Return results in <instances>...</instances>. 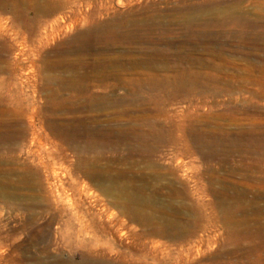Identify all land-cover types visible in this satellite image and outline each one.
<instances>
[{"label": "rangeland", "instance_id": "rangeland-1", "mask_svg": "<svg viewBox=\"0 0 264 264\" xmlns=\"http://www.w3.org/2000/svg\"><path fill=\"white\" fill-rule=\"evenodd\" d=\"M32 1L0 0L1 22L17 25L9 9L30 10ZM65 1L54 17H39L62 23L41 54L60 53L89 26L146 17L160 32L147 45L165 49L155 64L167 54L171 68L126 61L121 87L96 100L60 80L55 95L41 81L35 92L24 84L22 108L10 107L33 126L19 144L0 145V264H264V49L247 47L245 28L249 21L261 33L264 0ZM125 44L75 51L68 63L141 56ZM176 69L200 79L176 91ZM0 74L11 89L19 85ZM162 78L170 81L161 88ZM129 94L136 100L121 99Z\"/></svg>", "mask_w": 264, "mask_h": 264}, {"label": "bare ground", "instance_id": "bare-ground-1", "mask_svg": "<svg viewBox=\"0 0 264 264\" xmlns=\"http://www.w3.org/2000/svg\"><path fill=\"white\" fill-rule=\"evenodd\" d=\"M68 1V0H66ZM65 1V2H66ZM73 1V0H72ZM103 1V0H102ZM108 1V0H107ZM110 1V0H109ZM108 1V2H109ZM64 3V1H62ZM101 2V1H100ZM107 2V3H108ZM111 2V1H110ZM109 2V3H110ZM8 3V2H7ZM12 3V2H11ZM15 3V2H14ZM60 3V0H36L32 1L30 5V10L28 7L22 8L21 10H18L17 7H11L9 11L14 14V16L17 18V25L8 23L5 24L1 22L0 20V73H7L11 77H14L15 79L19 80V85L15 88L11 89L9 87L8 82L6 81L4 77H0V102H2L3 105H6L5 112L6 117L3 119H0V145H13L21 142L24 139V131L26 129V126L31 127L33 126V122L28 121L27 124L23 121L22 118H18L13 114V108L10 107L12 103L16 104V107H20L23 102H25L26 97L24 89V84H30L29 86L32 87V91H36L37 82L41 81L42 85L46 88H48L51 92V94L55 95L57 93V90L52 87V84L55 81H61L62 82V88L69 90L72 88H77V91L88 93L92 98L91 100H96L97 97H100L101 94L100 90H104L109 86L114 87H121L123 81L120 78V71L123 68L124 63H127L126 61H130L133 65L136 63H141L145 67L154 68L158 70H168L171 68L170 64L167 60V54H165V58L162 56V62L159 64H155V61L153 59V56L155 54H163L162 52L163 48H153L151 46H148L149 38L154 33H160L159 30L156 28H153V26L150 24V20L146 17L144 18H137L132 20H124V19H110L107 22H104L102 24H95L92 26H89L84 33H82L81 36H79L78 40H69L65 42L63 48L60 50V53L56 52L53 49H50L46 51L44 54H41L42 48L48 44V41L51 40V36L57 33L58 27H60V23L56 18H54L52 21L47 23H43L45 21H42L40 16H53L56 11L59 9L58 4ZM91 3V2H89ZM105 3V1H104ZM108 3V4H109ZM17 4V3H16ZM69 4V2H68ZM74 4V3H73ZM76 4V3H75ZM113 4V3H111ZM9 5V4H8ZM91 5V4H90ZM89 7H92V5ZM99 5V4H98ZM115 4L111 5L114 6ZM28 6V5H27ZM68 6V5H67ZM102 5H100L101 7ZM110 6V5H109ZM95 7V6H94ZM93 7V8H94ZM99 7V8H100ZM103 7V6H102ZM3 8H6V4H3ZM71 8V5L70 7ZM97 8V6H96ZM105 8V7H104ZM64 9V8H63ZM90 9V8H89ZM109 9V8H108ZM61 10V8H60ZM77 10V9H76ZM79 10V9H78ZM87 10V9H86ZM94 9H91L89 11H92ZM97 10V9H95ZM102 10V9H101ZM107 10V9H106ZM114 10V8H113ZM70 11V9H69ZM80 11V10H79ZM77 11V12H79ZM105 11V10H104ZM108 11V10H107ZM148 11V10H147ZM60 12V11H59ZM58 12V14H59ZM74 12V11H73ZM76 12V11H75ZM74 12V13H75ZM109 12V11H108ZM113 12V11H112ZM111 12V13H112ZM115 12V11H114ZM139 12V11H138ZM64 13V12H63ZM72 13V14H74ZM80 13V12H79ZM83 13V12H82ZM87 13V11H86ZM89 13V12H88ZM93 13V12H92ZM96 13V12H95ZM94 13V14H95ZM104 13V12H102ZM100 13V15L102 14ZM110 13V14H111ZM56 14V15H58ZM70 14V13H69ZM67 14V16L69 15ZM76 15L78 13H75ZM74 14V15H75ZM85 14V13H84ZM228 14V13H227ZM232 14V13H231ZM61 16V14H59ZM66 15V14H65ZM80 15V14H79ZM90 15V13H89ZM88 14L86 15V18H89ZM104 15V14H103ZM107 15V14H106ZM234 15V14H233ZM94 16V15H93ZM99 16V15H98ZM105 16V15H104ZM111 16V15H110ZM229 16V14H228ZM39 17L41 19H39ZM54 17V16H53ZM58 17V16H57ZM65 17V16H64ZM79 17V16H78ZM92 17V15H91ZM108 17V16H107ZM112 17V16H111ZM8 18V17H7ZM60 18V17H59ZM62 18V16H61ZM76 18V17H75ZM73 17V22L74 19ZM95 18V17H94ZM102 18V16H100ZM104 18V17H103ZM190 18V17H189ZM9 19V18H8ZM47 19V18H46ZM43 19V20H46ZM49 19V17H48ZM51 19V18H50ZM66 18H63V20ZM70 19H72L70 17ZM80 19V17H79ZM85 19V16H84ZM93 19V17H92ZM77 20V19H75ZM88 20V19H87ZM234 20V19H233ZM253 20V19H252ZM48 21V20H47ZM61 21V20H60ZM81 21V19H80ZM92 21V20H91ZM90 21V22H91ZM196 21V20H194ZM232 20H223V23H228ZM8 22V20H7ZM65 22V20H64ZM68 22V20H67ZM73 22H69L70 25H65L67 29L73 24ZM79 21L75 22L78 23ZM87 22V21H86ZM88 23V22H87ZM188 23V22H187ZM186 23V24H187ZM62 24V23H61ZM66 24V23H65ZM81 24V23H79ZM86 24V23H85ZM159 24V23H158ZM180 24V23H179ZM182 24V23H181ZM189 24V23H188ZM185 25L183 29L190 30L191 26ZM74 25V24H73ZM198 25V24H197ZM80 26V25H79ZM85 26V25H84ZM195 26V25H194ZM62 26L63 28H66ZM70 27V28H71ZM168 27V26H167ZM178 27V26H177ZM73 28V27H72ZM84 28V27H83ZM179 28V27H178ZM241 28V27H240ZM239 28V29H240ZM245 28L248 30L249 35L247 37V47L248 48H257L260 47L264 49V24L261 25V33L255 34V26L252 22H247L245 24ZM61 30V29H59ZM70 30V29H69ZM72 30V29H71ZM64 31H66L64 29ZM184 31V30H183ZM186 31V30H185ZM67 32V31H66ZM79 32V31H78ZM59 33V32H58ZM181 33V32H180ZM239 33V31H238ZM243 33V32H242ZM57 35V34H56ZM221 35V34H220ZM10 37V38H9ZM55 37V35H54ZM52 37V39H54ZM81 37V39H80ZM236 37V36H235ZM233 38V37H232ZM151 39V38H150ZM241 39V38H240ZM173 40V39H172ZM52 41V40H51ZM75 41H79V44H74ZM161 41V40H160ZM207 41V40H206ZM157 42V41H156ZM134 44L137 46H140L141 56L135 58L131 56H125L122 52L121 55H117L114 57H107L104 58L102 64L96 60L93 62L84 63L81 62L78 64L79 67L74 68L71 64H69L67 57L77 51L82 52H99V46L97 44H103L104 46L100 48L105 47H112L122 44ZM153 43V41H152ZM206 43H211L212 41H207ZM125 44V45H127ZM216 44V43H215ZM133 45V46H134ZM163 45V44H162ZM210 45V44H209ZM132 46V47H133ZM204 47V46H203ZM173 48V47H172ZM101 49V50H102ZM137 49V48H136ZM167 49V48H166ZM124 50V49H123ZM110 51V50H109ZM113 51V50H112ZM127 51V50H126ZM139 51V50H138ZM115 52V51H114ZM113 52V53H114ZM137 52V51H136ZM89 53V55H90ZM121 53V52H120ZM264 53V52H263ZM57 54L62 55L63 54V60L62 62H58L55 58ZM86 54V53H85ZM112 54V53H111ZM133 54V53H132ZM178 54V53H177ZM84 55V54H83ZM82 56V55H81ZM111 56V55H110ZM160 56V55H159ZM169 56V54H168ZM176 56V55H175ZM187 56V55H186ZM181 57V55H180ZM77 58V57H75ZM103 58V57H102ZM157 58V57H155ZM203 59V58H202ZM208 59V58H207ZM89 60V59H88ZM156 60V59H155ZM158 60V59H157ZM161 60V59H160ZM170 60V59H169ZM40 62L38 65L37 62ZM171 61V60H170ZM176 61V60H175ZM182 61V59H181ZM250 61V60H249ZM78 62V61H77ZM179 62V61H178ZM208 62V61H207ZM253 63V62H252ZM74 64V63H73ZM209 64V63H208ZM62 72L60 75L58 74H52L50 71H53L56 69V67H60ZM127 65V64H126ZM129 65V64H128ZM254 65V64H253ZM75 66V65H74ZM140 66V65H139ZM203 66V65H202ZM144 67V68H145ZM186 67V66H185ZM264 68V67H263ZM262 67L260 69H263ZM60 69V70H61ZM82 71H79V70ZM128 69V68H127ZM135 69V68H134ZM189 69V68H188ZM220 69V68H219ZM249 69V68H248ZM253 69V68H252ZM27 70V71H26ZM40 70H46L48 73L41 74ZM154 71V70H153ZM199 71V70H198ZM211 71V70H210ZM259 71V70H258ZM21 72H24V74H21ZM144 72V71H143ZM189 72V71H188ZM184 69H176V74L173 79L176 91L183 90L188 84H195L192 82H197L200 78L197 77L195 74H192L191 72L188 73ZM127 73V72H126ZM30 76L28 77V75ZM1 75V74H0ZM136 75V74H135ZM125 76V75H124ZM140 76V75H139ZM146 76V75H145ZM246 76V75H245ZM255 76V75H254ZM132 77V76H131ZM162 77V76H161ZM30 78V79H28ZM155 78V77H154ZM202 78V77H201ZM9 79V78H8ZM13 79V78H11ZM10 79V80H11ZM217 79V78H216ZM16 80V81H17ZM88 80H92L94 83L92 84V87L95 89H91L89 84L87 83ZM108 80V81H107ZM110 80L113 83L109 82ZM13 81V80H12ZM136 81V80H135ZM169 78H162L159 79V82L157 83L162 88V84L169 82ZM12 83V82H11ZM18 84V83H17ZM135 84V83H134ZM225 84V83H224ZM13 85V84H11ZM142 85V84H141ZM236 85V84H235ZM27 86V85H25ZM144 86V85H143ZM190 86V85H189ZM228 86V85H227ZM246 86V85H245ZM203 87V86H202ZM226 87V86H225ZM160 88V89H161ZM168 88V87H167ZM242 88V87H241ZM42 89V88H41ZM41 89L37 91V93L41 92ZM59 89V88H58ZM61 89V88H60ZM141 86H139L136 89L138 91H141ZM147 88H145L146 90ZM221 89V88H220ZM240 89V88H239ZM244 89V88H243ZM43 90V89H42ZM62 91V90H61ZM133 91V90H132ZM209 91V90H208ZM219 91V90H218ZM32 92V93H33ZM49 92V93H50ZM143 92V91H142ZM237 92V91H236ZM27 93V92H26ZM65 93H68L65 92ZM134 93V92H132ZM140 93V92H139ZM28 94V93H27ZM26 94V95H27ZM48 94V93H47ZM70 94V93H69ZM82 94V93H81ZM121 94V93H120ZM52 95V96H53ZM60 95V94H59ZM63 95V93H62ZM119 95V94H117ZM35 96V95H34ZM61 96V95H60ZM60 96H58L60 98ZM161 96V95H160ZM46 97V96H45ZM102 97V96H101ZM142 97V96H141ZM47 98V97H46ZM52 98V97H51ZM103 98V97H102ZM106 98V97H105ZM50 99V98H49ZM100 99V98H99ZM97 99V100H99ZM114 99V97H113ZM112 99V100H113ZM121 99H129V100H136V97L132 94L126 95L125 97ZM46 100V99H45ZM60 99L59 101H61ZM82 100V99H81ZM103 100V99H102ZM115 100V99H114ZM119 100V99H118ZM49 101V100H48ZM44 102V101H43ZM51 102V101H50ZM100 102V101H99ZM109 102V101H108ZM37 103V102H36ZM60 103V102H59ZM44 104V103H43ZM94 104V103H93ZM108 104V103H107ZM114 104V103H113ZM119 104V103H118ZM2 105V106H3ZM28 104H25L26 106ZM46 105V102H45ZM52 105V104H51ZM85 105V103H84ZM111 105V104H110ZM1 106V105H0ZM29 106V105H28ZM48 106V105H47ZM105 106V105H104ZM114 106V105H113ZM138 106V105H137ZM160 106V105H159ZM109 107V106H108ZM134 107V106H133ZM155 107V106H154ZM35 107H33L34 109ZM50 108V107H49ZM100 108V107H99ZM143 108V107H142ZM156 108V107H155ZM28 109V108H27ZM44 109V108H43ZM20 110V109H19ZM94 110V109H93ZM98 110V109H97ZM135 110V109H134ZM246 110V109H245ZM2 111V110H1ZM30 111V110H29ZM51 111V110H50ZM157 111H159L157 109ZM156 111V112H157ZM45 114V113H44ZM133 114V113H132ZM24 115V114H23ZM30 115V114H29ZM28 116V115H27ZM29 117V116H28ZM32 119V118H31ZM39 119V118H38ZM45 120V118H44ZM34 121V120H33ZM42 121V119H41ZM48 121V120H47ZM50 123V122H49ZM63 124V123H62ZM45 125V124H44ZM43 125V126H44ZM47 125V124H46ZM54 126V125H53ZM46 127V126H45ZM51 127V124H50ZM152 127V126H151ZM54 128V127H53ZM37 129V128H36ZM45 129V128H44ZM55 129V128H54ZM53 129V130H54ZM51 130V128L49 129ZM39 131V130H38ZM42 131V130H41ZM159 131V130H158ZM163 131V130H162ZM29 132V131H28ZM161 132V131H160ZM33 133L31 132L32 137L30 138V141L34 139ZM66 133V132H65ZM195 133V132H194ZM37 134V133H35ZM154 134V133H153ZM203 134V133H201ZM40 135V134H39ZM56 135V134H55ZM164 135V134H163ZM169 135V134H168ZM198 135V134H196ZM201 136V135H200ZM198 136V137H200ZM194 137V136H193ZM202 137V136H201ZM171 138V137H170ZM181 138V137H180ZM40 139V138H39ZM215 139V138H214ZM221 140V139H220ZM41 141V140H40ZM232 141V140H231ZM237 142V141H236ZM158 143V142H157ZM193 143V142H192ZM19 144V143H18ZM28 144V143H27ZM100 144V143H99ZM199 144V143H198ZM211 145V144H209ZM11 147V148H12ZM113 148V147H112ZM44 149V148H43ZM122 149V148H121ZM36 150V149H35ZM34 150V151H35ZM89 150V149H88ZM112 150V149H111ZM221 153V152H220ZM145 154V153H144ZM137 157V156H136ZM93 160V159H92ZM40 162V161H39ZM124 173V172H123ZM94 177V176H93ZM82 187V186H81ZM120 193V192H119ZM106 194V193H105ZM117 195V194H116ZM129 196V195H128ZM137 199V198H136ZM127 202V201H126ZM115 203V202H114ZM132 203V202H131ZM82 231V230H81ZM247 237V236H246ZM89 239V238H88ZM86 241V240H85ZM263 241V240H262ZM95 244V243H94ZM83 247V246H82ZM92 247V246H91ZM4 251V250H2ZM0 250V252H2ZM4 254V253H3ZM92 254V253H91ZM3 256V255H2ZM5 257V256H4Z\"/></svg>", "mask_w": 264, "mask_h": 264}]
</instances>
